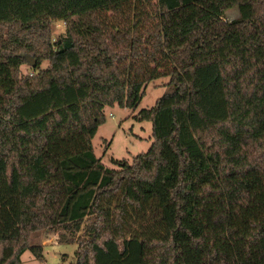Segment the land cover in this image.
Segmentation results:
<instances>
[{"label": "trees", "instance_id": "trees-1", "mask_svg": "<svg viewBox=\"0 0 264 264\" xmlns=\"http://www.w3.org/2000/svg\"><path fill=\"white\" fill-rule=\"evenodd\" d=\"M166 77L150 150L106 167L105 108ZM90 218L77 264H264V0H0V264Z\"/></svg>", "mask_w": 264, "mask_h": 264}, {"label": "rangeland", "instance_id": "rangeland-1", "mask_svg": "<svg viewBox=\"0 0 264 264\" xmlns=\"http://www.w3.org/2000/svg\"><path fill=\"white\" fill-rule=\"evenodd\" d=\"M227 22L233 19L229 13L226 15ZM53 42L58 36L65 34L66 25L63 21H53L51 23ZM33 59V58H32ZM48 62L41 64V69H47ZM24 75L36 73L30 64L21 68ZM169 83V78H160L143 87L140 103L136 109L121 108L118 105L105 108L106 122L99 127L94 139L93 147L95 155L106 167L119 170L114 164L115 161H126L132 164L135 157L142 153H147L152 144L153 125L148 121H141L136 117L143 110H150L156 102L165 94V87ZM90 218L85 220L81 231L75 234L73 243L62 242L61 236L72 238L70 233L61 228L46 229L35 233L30 245L40 247L43 252L42 258L34 255L28 249L22 256V264H77L76 251L79 248V241L88 239L86 228L93 222Z\"/></svg>", "mask_w": 264, "mask_h": 264}, {"label": "crops", "instance_id": "crops-1", "mask_svg": "<svg viewBox=\"0 0 264 264\" xmlns=\"http://www.w3.org/2000/svg\"><path fill=\"white\" fill-rule=\"evenodd\" d=\"M227 13H229L231 15L233 21L238 20L241 17L240 12L238 11V9L229 10V11L226 12V15H227Z\"/></svg>", "mask_w": 264, "mask_h": 264}, {"label": "water", "instance_id": "water-1", "mask_svg": "<svg viewBox=\"0 0 264 264\" xmlns=\"http://www.w3.org/2000/svg\"><path fill=\"white\" fill-rule=\"evenodd\" d=\"M30 62H31V64H32V66H33V67H35V66H36V62H35V60H34V59H32V58H31V59H30Z\"/></svg>", "mask_w": 264, "mask_h": 264}, {"label": "built area", "instance_id": "built-area-1", "mask_svg": "<svg viewBox=\"0 0 264 264\" xmlns=\"http://www.w3.org/2000/svg\"><path fill=\"white\" fill-rule=\"evenodd\" d=\"M31 75H33V74H31Z\"/></svg>", "mask_w": 264, "mask_h": 264}]
</instances>
